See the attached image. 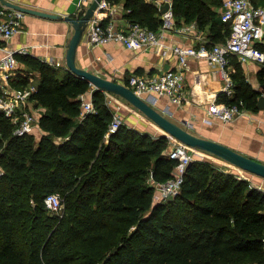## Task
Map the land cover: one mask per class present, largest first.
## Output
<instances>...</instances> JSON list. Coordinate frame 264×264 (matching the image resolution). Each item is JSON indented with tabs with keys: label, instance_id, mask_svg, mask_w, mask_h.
<instances>
[{
	"label": "trees",
	"instance_id": "1",
	"mask_svg": "<svg viewBox=\"0 0 264 264\" xmlns=\"http://www.w3.org/2000/svg\"><path fill=\"white\" fill-rule=\"evenodd\" d=\"M112 1L127 20L160 28L155 0ZM223 2L174 0L175 21L197 20L224 41L232 26L216 10ZM16 58L40 73L29 99L41 108L43 133L17 134L0 110V264H264V191L195 159L180 192L156 201L152 178L173 177L178 163L169 136L127 122L107 136L115 110L105 91L93 89L95 111L84 113L89 80L30 53ZM233 78L235 96L219 99L258 110L260 92L240 66ZM56 192L61 214L45 202Z\"/></svg>",
	"mask_w": 264,
	"mask_h": 264
},
{
	"label": "built area",
	"instance_id": "2",
	"mask_svg": "<svg viewBox=\"0 0 264 264\" xmlns=\"http://www.w3.org/2000/svg\"><path fill=\"white\" fill-rule=\"evenodd\" d=\"M93 0H80L75 11L76 17H81ZM161 12L162 24L159 29H151L138 22L127 20L126 25L118 23L116 6L112 0L99 1L98 7L88 22L85 34L89 43L94 46L105 45L111 41L122 42L128 49L143 50L162 44L168 31L176 30L173 4L174 0H155ZM165 4L169 7L163 11ZM26 14L24 11L0 6V40H8L25 28ZM221 17L230 22L232 30L224 41L213 42L210 46L200 47L175 44L172 46L178 58L175 68L160 69L156 72L137 73L133 72L127 77V81L118 80L130 88L136 94L145 98L150 103H156L160 97H168L171 103L181 104L186 99V72L189 66V58H206L212 65L217 67V73L223 80V89L227 96L236 94L234 69L231 66V58L237 56L241 61L250 59L264 63V50L259 43L264 40V4H257L253 0H224L221 7ZM5 47L0 43V50ZM22 52V51H20ZM15 51L8 50L0 58V110L10 117L16 124L15 132L24 134L30 132L39 125V118L30 107V94L36 90V84L31 81L27 86H15L12 82L13 69L16 64ZM112 78V77H111ZM113 79V78H112ZM94 87L91 89L92 91ZM107 103L115 110L107 136L115 132L123 123L118 113L116 95L105 91ZM89 93L81 94L83 112L95 111L93 98ZM209 113L225 122H230L243 116L248 109L240 104H228L215 97L209 103ZM171 145L168 154L178 160L175 166L174 176L165 181H156L152 178L155 186V199L162 201L176 196L184 182V175L188 165L195 160L190 149L193 147L169 136ZM250 180V186L264 191L263 184H257L253 179L242 173L240 176ZM47 208L54 213H59L63 208L59 194L51 193L45 199Z\"/></svg>",
	"mask_w": 264,
	"mask_h": 264
},
{
	"label": "crops",
	"instance_id": "3",
	"mask_svg": "<svg viewBox=\"0 0 264 264\" xmlns=\"http://www.w3.org/2000/svg\"><path fill=\"white\" fill-rule=\"evenodd\" d=\"M10 1L38 10L67 15L75 11L80 0ZM253 1L257 4H264V0ZM117 5L118 23L126 25L127 18L124 17L123 3ZM216 10L221 15V8H216ZM176 26V30L168 31L165 34L162 44L143 50L128 49L122 42L118 41L94 46L89 43V38L85 34L78 47L76 62L81 67L99 74H108L114 80L121 81L124 80V76L127 75L128 77L133 72H156L162 68H175L178 64V58L172 48L175 44L200 47L202 45L210 46L213 43L209 36L210 27H201L197 20L176 22ZM73 34L72 24L65 19L47 18L27 13L24 30L8 40H0V43L5 47V50H0V58L8 50L17 53L22 51L60 67L61 72L65 73L69 70L66 55L68 43ZM260 43L264 44V40ZM231 66L234 72L240 66L247 80L260 92L259 97L263 94L262 84L264 82L259 78L263 63L253 59L241 61L237 56H233ZM12 72V82L14 83L26 77L37 80L40 75L39 72L32 71L17 58ZM186 83L187 94L183 103L174 104L170 102L168 97H160L153 105L192 132L222 142L243 154L264 162V109L259 107L258 110L248 109L243 116L230 122H225L211 115L208 111L209 103L215 97L221 101L219 98L224 82L217 73V67L206 58L194 56L189 58ZM115 97L118 100L117 107L118 105L120 107L118 111H121L122 107L128 106L124 98L119 95ZM89 98L92 99V96L89 95ZM134 112L139 121L136 124L129 123V125L140 131L148 130L144 127L149 122L146 123L141 114Z\"/></svg>",
	"mask_w": 264,
	"mask_h": 264
},
{
	"label": "water",
	"instance_id": "4",
	"mask_svg": "<svg viewBox=\"0 0 264 264\" xmlns=\"http://www.w3.org/2000/svg\"><path fill=\"white\" fill-rule=\"evenodd\" d=\"M99 1L101 0H93V2L86 9V12L78 18L73 14L62 15L58 13H51L17 4L10 0H0L2 5L22 10L25 13L35 14L47 18L65 19L66 21L70 22L74 28V34L71 36L68 43L66 63L67 68L71 72L89 80L94 88L112 92L133 104L137 109L141 110L147 117H149L158 126H160L164 130L163 133L165 135L172 136L193 148L211 152L247 172L256 174L264 178L263 161L243 154L222 142L192 132L182 124L172 120L167 115L162 113L152 103L136 94L135 91L126 84L105 77L97 72L89 70L85 67H81L77 64L76 58L78 47L82 39L84 38L88 22L91 17H93L98 7ZM168 7L169 5L165 4L163 7V11ZM262 86L264 88V84H262ZM257 105L260 109H264V90L263 94L258 99Z\"/></svg>",
	"mask_w": 264,
	"mask_h": 264
},
{
	"label": "rangeland",
	"instance_id": "5",
	"mask_svg": "<svg viewBox=\"0 0 264 264\" xmlns=\"http://www.w3.org/2000/svg\"><path fill=\"white\" fill-rule=\"evenodd\" d=\"M33 75V74H32ZM105 77L111 78L112 76L108 75V74H101ZM29 76V75H28ZM112 79V78H111ZM32 83L36 84V80L35 78H32ZM93 88V86H92ZM91 88V89H92ZM91 89L88 92L91 95ZM126 104L128 105L127 107H122L121 111H118V113L120 114V117L123 119V122H127L130 124H136L139 121V118L136 116V112H138L139 114H141L143 116V118L146 120L145 122L148 123L146 125L148 131H151L154 134H160L163 133L164 130L158 126L154 121H152L149 117H147L141 110L137 109L133 104H131L130 102L126 101ZM30 107L34 110V112L36 113L37 116H40V107L36 108L34 105V101L30 102ZM121 112V113H120ZM144 121V120H143ZM132 122V123H131ZM32 132L36 133L37 135H40L42 130L39 126H35L34 129L32 130ZM190 151L192 152L193 156L195 159L198 160H204V161H210L211 163H213L215 165V167L219 170H224V171H228V172H233L237 175H242L245 174L246 176L250 177L251 179H253L258 185L259 184H263L264 185V178L261 176H258L256 174L247 172L241 168H239L236 165H233L232 163L228 162L227 160L202 149H190ZM57 193V192H56ZM60 195V193H57ZM61 196V195H60ZM62 200V204L64 207V203H63V198L61 197ZM63 212V208L61 209V211L59 212V214H61Z\"/></svg>",
	"mask_w": 264,
	"mask_h": 264
}]
</instances>
